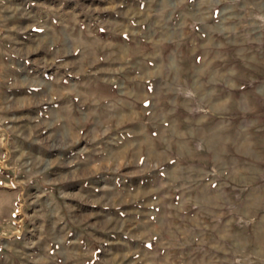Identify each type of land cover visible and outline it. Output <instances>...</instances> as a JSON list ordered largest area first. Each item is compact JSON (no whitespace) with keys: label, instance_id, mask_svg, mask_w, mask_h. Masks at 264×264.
<instances>
[{"label":"rangeland","instance_id":"rangeland-1","mask_svg":"<svg viewBox=\"0 0 264 264\" xmlns=\"http://www.w3.org/2000/svg\"><path fill=\"white\" fill-rule=\"evenodd\" d=\"M197 18L227 26L209 50L181 41ZM177 67L200 105L230 93L216 115L238 132L264 84V0H0V264H264V166L212 203L159 151V84Z\"/></svg>","mask_w":264,"mask_h":264},{"label":"crops","instance_id":"crops-1","mask_svg":"<svg viewBox=\"0 0 264 264\" xmlns=\"http://www.w3.org/2000/svg\"><path fill=\"white\" fill-rule=\"evenodd\" d=\"M199 19L182 21L181 41L184 42L187 39V33L191 32L194 35L189 39L196 41L195 43H200L203 48L209 50L207 45L215 37L213 36L214 28L227 26L225 23L220 26V22H208ZM224 34L226 33L224 32ZM191 43L193 42L191 41ZM191 48L192 54L196 56V47ZM203 53L204 55L200 54L197 57L202 59L208 54ZM198 58L195 57L196 60L189 69L190 81H192L194 73L199 71L201 67L198 65ZM177 68L174 71L162 70L165 71L166 78L171 76L170 81L172 82L159 84L160 96L158 98L161 107L159 133L160 138L167 141L166 148H161L159 151L161 155L165 152L166 164L174 165L176 170L177 164L180 162H184L186 165V167L182 165L183 175H181L185 178L186 183L181 184L180 187L187 185L190 189L195 187L207 189L209 191L208 201L213 199L212 203H215L216 192L211 191V189H223L232 184L238 187H246L258 181L257 172L263 171L264 137L260 138L259 132L264 128V109L261 107L264 98V84L253 85L255 96L251 95L248 99L247 95H244L248 100L244 101L248 105L243 107L247 117L238 120L240 124H243L237 132V130H233L234 118L226 115V111H229L228 108H223L224 114L221 113L225 117H223L224 119H219L216 115V111L221 110L223 106L225 107L226 102L231 100L230 93L227 91L228 94L223 93V96L219 97L217 87H209L202 95L205 102L200 105V100L196 95L201 86L191 82L187 84L186 82H175L180 81L179 74L183 72L182 69ZM229 87L232 88L231 85ZM223 91L226 92V90ZM201 107L209 108L211 112L199 113L202 111ZM196 139L203 140L206 146L194 147L193 141ZM175 156L179 157V160L175 161ZM204 161L207 166L206 170L203 165L202 167L198 165L199 162ZM199 194L197 196L201 195ZM194 196L196 193L191 192V197L194 198ZM207 229L208 248L211 247L212 251H228L229 249L225 244L216 243L214 239L217 235L224 237L227 233L224 230L216 231V227Z\"/></svg>","mask_w":264,"mask_h":264}]
</instances>
